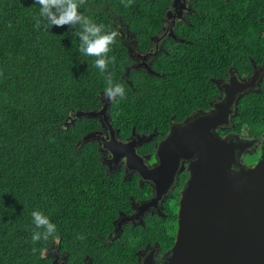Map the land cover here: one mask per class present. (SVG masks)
Instances as JSON below:
<instances>
[{
    "label": "trees",
    "instance_id": "1",
    "mask_svg": "<svg viewBox=\"0 0 264 264\" xmlns=\"http://www.w3.org/2000/svg\"><path fill=\"white\" fill-rule=\"evenodd\" d=\"M160 2L131 0L125 7L127 0H86L79 11L105 31L119 32L121 20L135 32L138 48L145 49L161 26L159 16L165 11ZM256 7L259 12L251 18ZM197 8L195 20L201 21L178 27L180 35L194 36L192 42L168 41L167 51L155 57L153 71H128L133 59L117 36L108 53L115 63L101 72L97 57L79 51V25L47 27L35 0H0V264H52L47 250L54 237L32 242L33 211L56 226L62 250L79 256L96 254L97 248L108 251L95 238L99 225L108 231L112 199L103 188L107 175L93 143L77 145L92 119L79 118L69 127L64 121L70 111L100 105L109 73L125 89L123 99L110 102L120 126L138 127L150 120L167 129L173 115L182 118L208 105L215 89L209 69L227 65L229 57L215 47L243 48L251 36L264 34L259 19L264 1L205 0ZM203 33L212 42L197 38ZM232 59L241 63L246 55ZM261 88L243 98L236 128L248 124L264 131V80Z\"/></svg>",
    "mask_w": 264,
    "mask_h": 264
},
{
    "label": "flooded vegetation",
    "instance_id": "2",
    "mask_svg": "<svg viewBox=\"0 0 264 264\" xmlns=\"http://www.w3.org/2000/svg\"><path fill=\"white\" fill-rule=\"evenodd\" d=\"M174 1L161 0L160 4L163 5L165 11L164 15L159 16L161 26L158 32L151 35L150 43L145 49L138 48L135 32L120 20L125 29L119 26L118 36L127 46L133 59V62L127 66V70L153 71L152 63L160 52L167 51L165 44L168 41L192 42L194 36L180 35L178 27L189 25L192 20L193 22L201 21L200 19L195 20L199 14L197 3L205 0H179L182 11L177 12L176 16L167 15V12L174 7ZM258 12L259 7H256L251 11L250 17L255 18ZM259 19L264 21V14ZM167 26H169L168 29H166ZM164 32L166 34L162 36ZM207 36L208 34L203 33L197 38H200L202 43L203 40L206 43L212 42L211 37L208 41L206 40ZM251 37L254 39L249 40L248 45L243 48L218 43L219 46L215 48L220 52H227L229 57L227 65L209 69L212 71L209 79L215 86L214 97L208 101V105L204 104L182 118H175L173 115L167 129L160 128L156 124L152 125L150 120L146 121L143 126L139 124L138 127L134 124L131 128L127 124L120 126V121L117 123L110 111V100H101L98 107L83 110L98 113L97 117L91 118L90 129L80 139L89 133L93 134L92 137L86 143L82 142L77 145L81 147L92 142L98 150L101 168L107 175L103 188L106 190L107 197L112 199L107 204L108 231L100 230L99 225L96 227L95 238L98 240L96 243L108 251L97 248L96 254L84 253L79 256L66 249L62 250L60 244L53 241L47 250L52 264H164L163 257L174 245L177 237L178 213L183 191L191 178V160L188 158L178 160L170 183L168 179L173 168L162 169L158 175H155L158 181L152 177L151 171L162 164L158 150L172 127L183 124L199 110L210 113L215 103L227 102L226 97L229 96L230 103H226L227 106L224 107L228 114L227 120L220 124L216 131L222 137L238 135L246 143L253 142L243 152L241 160L248 167L258 162L261 153L255 162L248 161L247 155L261 151L264 131L259 133L257 127L249 128L248 124L241 129L236 128V118L239 116L243 98L251 93H261L264 80V45H261L264 41V34L258 33ZM198 49L211 51L212 48ZM234 55L242 57L246 55V60L237 63L232 59ZM246 83L248 86L243 87ZM202 101L205 103V97ZM106 102L107 110L101 111ZM77 111L68 113L64 121L66 127L74 124L79 118L87 117H78ZM129 148L135 155L134 159L128 158ZM142 169L145 174L141 172ZM172 237L174 243L169 245ZM123 246L127 248L121 249ZM120 250H123V253L118 255Z\"/></svg>",
    "mask_w": 264,
    "mask_h": 264
},
{
    "label": "water",
    "instance_id": "3",
    "mask_svg": "<svg viewBox=\"0 0 264 264\" xmlns=\"http://www.w3.org/2000/svg\"><path fill=\"white\" fill-rule=\"evenodd\" d=\"M174 2L167 15L182 11L179 0ZM101 98L109 100L105 94ZM229 99L215 103L210 113L199 110L183 124L173 126L158 150L162 164L151 171L155 181L162 169L173 168L170 183L178 160H191L177 237L163 257L164 264H264V134L260 159L246 166L241 156L253 142L246 143L238 135L222 137L216 131L227 120L224 107ZM107 107L106 102L101 111ZM76 114L98 116L95 111L81 109ZM92 135H84L78 143H86ZM128 150V158L134 159L131 148Z\"/></svg>",
    "mask_w": 264,
    "mask_h": 264
},
{
    "label": "clouds",
    "instance_id": "4",
    "mask_svg": "<svg viewBox=\"0 0 264 264\" xmlns=\"http://www.w3.org/2000/svg\"><path fill=\"white\" fill-rule=\"evenodd\" d=\"M36 4L41 6L40 16L47 21V27H63L68 25L75 28L79 25V30L75 33L80 40L79 51L87 56H95V66L101 72L107 69L109 63H115V57H108L110 46L115 43L118 31H105L104 25L94 23L89 17L80 13L79 8L86 3V0H35ZM131 0H127L125 7L130 6ZM40 21H37L39 27ZM107 88L105 97L115 102L117 97H125V89L120 84H114L112 75L106 77ZM81 140V139H80ZM79 140V141H80ZM82 147V146H81ZM32 218L34 223L32 242L43 239L48 240L54 237V242L58 243V237L55 236L56 226L40 211H33ZM43 229V232L38 231ZM36 249H33L35 252Z\"/></svg>",
    "mask_w": 264,
    "mask_h": 264
},
{
    "label": "rangeland",
    "instance_id": "5",
    "mask_svg": "<svg viewBox=\"0 0 264 264\" xmlns=\"http://www.w3.org/2000/svg\"><path fill=\"white\" fill-rule=\"evenodd\" d=\"M119 26H120L121 29H123V30L125 29V27L120 22H119ZM261 152H262V150L257 152V153H253V154H250V155L248 154L247 155V160L250 161V162H255L257 160V158H259V154Z\"/></svg>",
    "mask_w": 264,
    "mask_h": 264
}]
</instances>
